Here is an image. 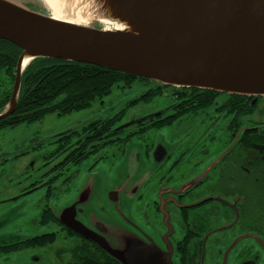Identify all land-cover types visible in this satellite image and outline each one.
Returning a JSON list of instances; mask_svg holds the SVG:
<instances>
[{
    "label": "flooded vegetation",
    "instance_id": "af4514ba",
    "mask_svg": "<svg viewBox=\"0 0 264 264\" xmlns=\"http://www.w3.org/2000/svg\"><path fill=\"white\" fill-rule=\"evenodd\" d=\"M7 44L0 41V55L10 51ZM10 80L8 71L0 70V103ZM137 83L147 90L118 114L54 136L43 172H13L17 182H0V264H120L80 232L107 238L110 250H129L125 264L141 263V250L166 252L174 264H264V109L258 113L264 98H234L152 80L120 87L132 90ZM163 97L171 103L123 123L128 108ZM184 122L194 125L192 134L181 136L191 135V144L169 150L144 139L150 132L180 129ZM134 140L147 163L143 172L153 167V174L130 190L135 200H120L113 192L115 209L107 207L110 215H105L101 206L98 215L99 192L105 195L108 179L112 176V184L115 178L107 162L124 158ZM84 164L82 186L73 190ZM97 176L107 182L96 183ZM88 185L91 191L79 206Z\"/></svg>",
    "mask_w": 264,
    "mask_h": 264
},
{
    "label": "water",
    "instance_id": "95a60500",
    "mask_svg": "<svg viewBox=\"0 0 264 264\" xmlns=\"http://www.w3.org/2000/svg\"><path fill=\"white\" fill-rule=\"evenodd\" d=\"M53 3L83 9L86 21L57 18ZM0 41L22 51L0 121L14 114L24 74L41 59L169 87L264 98V0H0ZM80 233L126 263L129 250H110L107 238ZM141 252L136 264H174L166 252Z\"/></svg>",
    "mask_w": 264,
    "mask_h": 264
},
{
    "label": "rangeland",
    "instance_id": "374dc122",
    "mask_svg": "<svg viewBox=\"0 0 264 264\" xmlns=\"http://www.w3.org/2000/svg\"><path fill=\"white\" fill-rule=\"evenodd\" d=\"M55 6L54 15L57 18L68 20V21H79L81 22V17H84L83 9H67L66 3L62 6ZM73 6V5H71ZM85 21H86V17ZM84 22V21H83ZM11 85V80L8 84L4 86L5 92L9 93L13 88V83ZM148 86H143L142 83H137L132 90L123 89L120 86H116L113 88L110 96L104 98L102 101H97L93 104V106L89 109L76 112L67 116H58V115H49L44 120L34 123L32 125L22 124L18 127L7 128L5 130L0 131V182H17L16 179H13L10 174L13 172H23L27 171H37L43 172L45 167V156H48L53 148L49 146V142L53 140L54 136L66 132L72 129H79L84 124L102 120L109 117H112L122 111L127 105L135 100L137 97L141 96L146 90ZM1 93V88H0ZM7 93V94H8ZM170 98L163 97L161 99H156L149 104H140L135 107H131L127 109L126 115L123 119V123L129 122L133 123L134 119H141L148 117L153 111L157 109H161L168 104H170ZM264 109V100L260 105L258 113ZM177 126H173L171 128H166L164 131L150 132L148 133V138L150 141H157L170 150L175 149L177 145L189 142L192 143V136L190 135V139L183 140L182 137H186L183 135L192 134L194 129L193 122H184L179 126L180 129L176 128ZM175 130V131H174ZM177 132L178 134L174 136ZM174 136V137H173ZM182 136V137H181ZM173 138V139H172ZM173 140L174 145L171 146L169 144L170 140ZM137 140H134L127 147V152L124 158L118 157L115 159H109L107 162V166L110 168H114L115 178L113 183L111 184V178L108 179V183H110L109 188L105 192V196L103 191L100 190L99 198L103 200L97 206L98 215L101 214L100 207L104 206V214L110 215L109 209H115L116 202H111L110 194L113 192L120 194V200L128 198L135 200L133 195H131L130 190L138 187L141 188L143 182L151 177L155 168L152 167L150 172H143L145 169L143 165L146 163L145 160L142 159V153L140 150V145ZM139 155L141 156L139 158ZM20 156V157H17ZM147 164V163H146ZM49 167V166H48ZM118 167H120L118 169ZM122 167V168H121ZM88 164H84L79 172V176L75 178V182L72 186L73 190H79L82 186L83 179L87 173ZM75 170H72V173ZM1 174H4V177L1 179ZM101 176V175H100ZM97 176L96 179L99 184H103L107 182L106 178ZM12 178V181H9ZM38 176L35 174L33 176V180L37 179ZM134 189V190H135ZM91 191L90 185L84 191L80 200L78 199V205L83 204L81 200H84L87 194ZM107 200V202H106ZM108 207V208H107ZM106 223V222H105ZM107 224V223H106ZM109 226L110 223H108ZM114 234V233H113ZM123 239L127 238L125 235L121 236ZM121 238V239H122ZM143 238V237H142ZM122 239V240H123ZM111 243H114L109 238Z\"/></svg>",
    "mask_w": 264,
    "mask_h": 264
},
{
    "label": "trees",
    "instance_id": "16d2710c",
    "mask_svg": "<svg viewBox=\"0 0 264 264\" xmlns=\"http://www.w3.org/2000/svg\"><path fill=\"white\" fill-rule=\"evenodd\" d=\"M7 43L6 49L14 53L10 51L1 53L0 70L8 71L12 85L22 51L15 45ZM136 80L150 81L92 65L61 60H37L24 74L15 115L0 121V131L24 123H33L53 114L67 116L89 109L95 102L108 97L114 87L130 88ZM11 91L7 92L6 99L0 103V107L3 105L2 109L10 101ZM142 101L146 102V99Z\"/></svg>",
    "mask_w": 264,
    "mask_h": 264
},
{
    "label": "bare ground",
    "instance_id": "6f19581e",
    "mask_svg": "<svg viewBox=\"0 0 264 264\" xmlns=\"http://www.w3.org/2000/svg\"><path fill=\"white\" fill-rule=\"evenodd\" d=\"M25 64H27V63H25Z\"/></svg>",
    "mask_w": 264,
    "mask_h": 264
}]
</instances>
